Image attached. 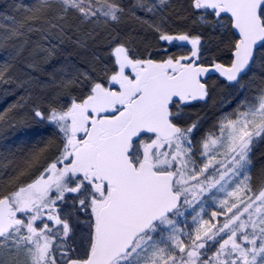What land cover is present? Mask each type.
Listing matches in <instances>:
<instances>
[{
    "label": "snow or ice",
    "instance_id": "1",
    "mask_svg": "<svg viewBox=\"0 0 264 264\" xmlns=\"http://www.w3.org/2000/svg\"><path fill=\"white\" fill-rule=\"evenodd\" d=\"M0 21V264H264V0Z\"/></svg>",
    "mask_w": 264,
    "mask_h": 264
},
{
    "label": "bare ground",
    "instance_id": "2",
    "mask_svg": "<svg viewBox=\"0 0 264 264\" xmlns=\"http://www.w3.org/2000/svg\"><path fill=\"white\" fill-rule=\"evenodd\" d=\"M19 1H22L23 3H31L29 1H26V0H19ZM17 3H19L17 0H16ZM0 22H5V21H0ZM15 100V97L12 96V95H4L3 91L0 90V111H3V109L5 107H7L9 104L13 103Z\"/></svg>",
    "mask_w": 264,
    "mask_h": 264
},
{
    "label": "trees",
    "instance_id": "3",
    "mask_svg": "<svg viewBox=\"0 0 264 264\" xmlns=\"http://www.w3.org/2000/svg\"><path fill=\"white\" fill-rule=\"evenodd\" d=\"M19 3L22 1L17 0ZM12 2V0H0V9L3 8V5H5L6 3H10ZM196 110H201V114H203L204 111H206V109H202V108H196Z\"/></svg>",
    "mask_w": 264,
    "mask_h": 264
},
{
    "label": "rangeland",
    "instance_id": "4",
    "mask_svg": "<svg viewBox=\"0 0 264 264\" xmlns=\"http://www.w3.org/2000/svg\"><path fill=\"white\" fill-rule=\"evenodd\" d=\"M26 1H29V2H32V0H26ZM194 112H201V110H196V109H193Z\"/></svg>",
    "mask_w": 264,
    "mask_h": 264
}]
</instances>
